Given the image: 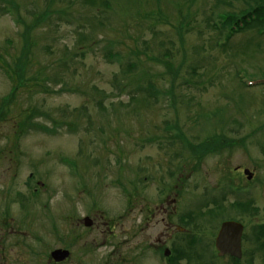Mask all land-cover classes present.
Segmentation results:
<instances>
[{"label":"rangeland","instance_id":"obj_1","mask_svg":"<svg viewBox=\"0 0 264 264\" xmlns=\"http://www.w3.org/2000/svg\"><path fill=\"white\" fill-rule=\"evenodd\" d=\"M13 1L26 23L32 20L33 11H42L48 2ZM50 1L54 7L59 2ZM137 1L134 6L136 0L132 4L111 0L112 5L96 17L94 8L75 1L71 16L60 22L52 18L34 30L35 45L28 59L21 57L22 24H15L9 12L0 11V63L13 66L21 60L26 63L25 78H49L47 90L31 85L17 91L9 102L11 114L18 113L20 104L35 106L48 113V118L39 120L49 127L55 120L78 125L75 131L63 125L55 134L30 130L20 138L19 155L14 158L8 155L13 125L0 122V212L6 213L4 219L11 221L10 226L18 223L27 254L22 255L23 264L33 263L28 253L31 247L40 249L32 236H42L49 249L58 247L62 244L56 237L63 235L65 220L96 212L107 218L121 213L131 188L129 179L136 171L148 177L150 190L157 188L153 178L168 182L171 171L181 174L182 187L200 193L230 185L245 188V213L236 215L234 209L218 206L205 219L203 233L213 234L219 220L236 216L246 237V254L237 264H264L255 252L257 242L264 243L258 235V223L264 222V33L248 29L234 34L225 47L218 45L224 35H218L211 25L219 22L214 14L239 13L247 8L246 0H161L165 19L148 15L147 10L158 6L155 1ZM0 4L7 5L5 0ZM131 6H141L142 12L138 15ZM188 6L190 18L180 34L174 26L183 21ZM80 40H85L81 45L91 44L83 54ZM158 52L160 62L169 64L167 69L151 59ZM131 63L136 66L131 68ZM172 74L178 75L170 79ZM144 80H151L160 91L157 101L135 89L137 81L144 85ZM185 80L193 82L186 87ZM59 87L63 90L50 89ZM11 88L0 66V100ZM170 88L173 108L164 92ZM98 100L105 108L97 107ZM210 111L208 118L198 114ZM167 123H176L193 145L215 133L224 136L222 143L235 145L197 159L171 137L174 128L165 131ZM243 168L253 173L251 180L242 174ZM32 191L38 193L35 204L24 202L27 208L22 209L16 193L28 201L33 199ZM223 192H213V196ZM99 253L105 255L106 250ZM226 262L214 259V264Z\"/></svg>","mask_w":264,"mask_h":264},{"label":"flooded vegetation","instance_id":"obj_2","mask_svg":"<svg viewBox=\"0 0 264 264\" xmlns=\"http://www.w3.org/2000/svg\"><path fill=\"white\" fill-rule=\"evenodd\" d=\"M235 170L241 169L237 167ZM168 175V182H163L162 177L153 178L155 182L157 180V188L150 190L146 186L148 177L136 171L129 179L131 188L126 191L127 200L122 204V212L113 218L96 212L81 219L65 220L63 235L56 237L61 246L49 249L42 236H32L37 245L40 243L39 250L31 247L33 251L28 252L32 264H214L215 258L226 259L225 264L239 263L246 254L244 225L239 218L233 215L219 220L211 235L203 232L207 227L205 219L222 205L234 209L236 215L245 213L246 189L240 186L221 190L207 188L200 193L198 189L182 187L181 174L178 176L171 171ZM218 191L224 192L213 196V192ZM212 217H216L215 214ZM224 221H236L243 226L240 259L228 253L219 254L215 247ZM10 223L0 218V264H23L22 255L27 254L23 253L21 231L18 223H14L15 226ZM263 224L258 223V235L262 239ZM263 244L257 242L255 252L264 261ZM57 249L67 252L59 261L51 257ZM102 249L106 250L105 255L99 253Z\"/></svg>","mask_w":264,"mask_h":264},{"label":"trees","instance_id":"obj_3","mask_svg":"<svg viewBox=\"0 0 264 264\" xmlns=\"http://www.w3.org/2000/svg\"><path fill=\"white\" fill-rule=\"evenodd\" d=\"M76 2H82L83 4H85V6L89 7V8H94L92 10V15L93 16H98L101 15L102 11L104 9H108L109 6L112 5L111 0H59L58 4L54 7V5H52V2L50 0H48L47 5H45V7L42 9V11H33L31 13L32 15V20L28 23L24 22L20 17L19 14L17 12V9L14 5V1L13 0H5V3L7 5L4 4H0V11L1 12H5V13H10L14 16V23L15 24H22V35H23V46L21 49V57L27 58L29 56V50L32 46L35 45V40L31 38V35L34 33V30L39 28L41 26V24L43 22H47V21H51V19H55L57 21H61L63 18H67L69 16L72 15V9H73V5ZM118 0H116L117 2ZM128 3L132 4V0H125ZM142 1V0H139ZM145 1V0H144ZM143 1V3H144ZM156 2V4L158 5L155 9H149L147 10L148 15L152 16V18H157V19H165L166 16L165 14L162 12L161 7L159 6L160 1L161 0H151L152 4L153 2ZM247 1V8H245L244 10H241L239 13H230L228 11H222V12H217V15L214 14V16H218L219 17V22L213 21L211 23L212 27L215 29L216 33L220 36H223L218 45L220 46H226L225 44L228 42V39L231 38L232 36H234V34L243 32L245 30L248 29H253L255 28L257 33L259 35L264 33V0H246ZM139 2L136 0L135 4L132 5H137ZM151 4V5H152ZM177 5H179V3L176 2ZM155 5V4H154ZM14 6V7H13ZM129 6V5H127ZM131 6L134 10H136L139 13L142 12L141 6H137L134 7ZM130 7V6H129ZM190 9L191 7L188 6L187 10H186V14L183 13L182 19L183 21H180L179 23H177L174 27L176 29V31L178 33H182L185 30L183 29V25H184V21L188 22V19L190 18ZM13 12V13H12ZM188 12V13H187ZM147 14V13H146ZM180 14V13H179ZM181 15V14H180ZM220 15V16H219ZM213 16V17H214ZM179 38V37H178ZM182 41V40H181ZM180 41V42H181ZM79 44L81 45L82 42H85L80 40L78 41ZM113 43L115 44V42H111L110 45H113ZM91 44L89 45H81L80 47V53L83 54V50L86 47H90ZM135 46H136V42H135ZM169 52V51H168ZM161 52H158L156 56H152L151 59H153L155 62L159 63V64H163L164 68H168L169 64H165V63H161L159 60V54ZM163 54V53H162ZM167 52H164V55H167ZM170 55V54H169ZM113 56H116V54H114ZM184 56V55H183ZM3 59V56L0 55V61ZM70 59V58H69ZM117 59L121 60L120 57H118ZM17 60V58H16ZM71 60V59H70ZM170 61V59H169ZM184 64V59H182L180 61V63ZM171 64L174 65L173 61H170ZM26 63H23L21 60H17L16 65L11 66L10 64H7L5 62L0 63V66L4 69L5 71V75L7 76V78L12 82V88L9 92L8 95H5L2 97V99L0 100V122H8L11 123L13 125V136L14 139L12 141V146L8 149V155H12L11 157L16 158L19 155V149H18V142L20 140V138L26 134L27 132H30V130L33 131H41V132H45L48 134H55L56 131H58L59 128H61L63 125H66L67 128L71 131H75V129H77L78 125L76 123H69L66 122L64 120H60V121H54L52 126L49 127L46 124H44L43 122H41V120H39V118H48L49 115L48 113H46V111H42L40 109H38L37 107H31V106H23L22 104H20V108L18 110L17 114H11V110H10V101L13 100V98L15 97V94L17 91L21 90L24 87H30L31 85H36L39 86L42 89H48L49 85L45 84V82L49 79L47 76L45 77H27L25 78L24 74H23V67ZM67 64V59L62 61V66H65ZM180 64H178L177 66H179ZM136 65L135 63H131L130 67L134 68ZM174 74L171 75L170 79H174L178 74ZM148 77V76H146ZM146 82L144 85L141 84V81H137V85H136V90L142 92L143 94H145L146 97L148 98H152L154 101L158 100V93L160 92L156 87H154V84L151 80H144ZM193 81L191 80H185L184 84L186 87H189L190 84H192ZM60 88L55 89V88H50L51 90H53L54 92H57ZM63 90V88H62ZM67 90V89H66ZM71 90V89H68ZM171 88L167 89L165 92V94H167L169 96V102H170V106H171V101L172 99L170 97H174V94H171ZM164 94V93H163ZM97 107L103 109L105 108L102 101L98 100L96 102ZM175 106V105H174ZM172 107V106H171ZM173 108V107H172ZM213 111H210L208 113H198L201 117L205 116L206 118L210 117V115L212 114ZM175 129V132L173 134H171V137L177 138L181 143V148L186 150V151H190L192 154V156H195L198 158H200L203 154L205 153H219L220 150L224 147H233V143L232 141L227 142V143H222V136H217L214 134V136L211 137H206L202 142H200L199 144H191L187 138L183 135L182 131L178 129L176 123L174 125L171 124H165L164 129L167 133H170V131L172 129ZM158 139V137H157ZM144 140V139H143ZM142 140V141H143ZM147 140H151V139H147ZM204 142H209L207 144H203ZM18 196V202L21 206L22 209L27 208L26 203L24 202H31L32 204H35L36 202V195L38 194L37 192L32 191V193H30V197H33V199H31L29 196V200L27 201L26 197L24 195H21L20 193H16ZM12 200V199H11ZM14 202V200L12 201ZM6 215V213L4 214L3 211L0 212V218H5L4 216ZM264 226V225H263Z\"/></svg>","mask_w":264,"mask_h":264},{"label":"water","instance_id":"obj_4","mask_svg":"<svg viewBox=\"0 0 264 264\" xmlns=\"http://www.w3.org/2000/svg\"><path fill=\"white\" fill-rule=\"evenodd\" d=\"M243 173L247 180L252 178L253 173L249 169L245 168ZM85 219L87 220L88 218ZM242 230L243 226L235 221H225L221 224L215 240V247L219 254L228 253L237 258L241 257L240 240ZM66 254V251L57 249L51 253V257L59 261L62 260Z\"/></svg>","mask_w":264,"mask_h":264}]
</instances>
